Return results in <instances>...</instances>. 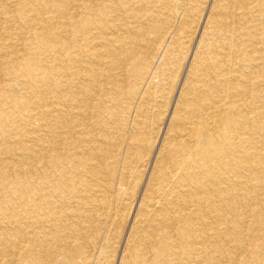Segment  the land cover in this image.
<instances>
[{
    "label": "bare ground",
    "instance_id": "1",
    "mask_svg": "<svg viewBox=\"0 0 264 264\" xmlns=\"http://www.w3.org/2000/svg\"><path fill=\"white\" fill-rule=\"evenodd\" d=\"M203 1L0 0V264H88L127 214L121 264H264V0H216L170 108ZM153 151L142 208L112 209Z\"/></svg>",
    "mask_w": 264,
    "mask_h": 264
},
{
    "label": "rangeland",
    "instance_id": "2",
    "mask_svg": "<svg viewBox=\"0 0 264 264\" xmlns=\"http://www.w3.org/2000/svg\"><path fill=\"white\" fill-rule=\"evenodd\" d=\"M217 1H219V0H217ZM216 3H217L216 0H204L202 2V4H201L203 6V7L200 8L201 9V15H200L199 19L196 22V29H197V34L198 35H196V36H194V38H192V40H191V42L189 44L190 47L188 46V48L190 49L191 53H190V55L188 57L184 58V59H188V58L189 59L188 60H184V59L182 60L181 68L182 67L183 68L182 69L180 68L178 74L175 77V81H178V82L175 83V87H174L175 90L173 89L171 94L169 95L170 101L168 99V104H169V107L171 106L170 108L174 107L175 106L174 104H176L177 101H179V99H180L179 98V93H181V90L186 87V83L189 80V78L191 77V74H192L194 66H195V62H194L195 60L194 59H195L196 53L200 52V50L202 48L201 47L202 45L200 44V43H202L201 41H203V39L205 38L207 33H210L212 31V27L213 26L211 24V15L213 14V10L215 9L214 7L216 6ZM204 4L206 5V7H205ZM202 11H203V13H202ZM206 14H207V16H206ZM203 20H204V22H203ZM201 28H202V30L200 31ZM191 68H192V70H191ZM189 75H190V77H189ZM95 121H99V119L96 118ZM162 123H163L162 124V129L163 130H162V135H161L160 141H162V139H163L162 136L164 137V135H165L164 134L165 130H167V128L169 127V117L168 118H163V122ZM96 135L98 137L101 136V134H99V133H97ZM138 157L139 156H136L135 158H133L134 165L132 166V168H130L125 173L127 180H129V184L130 185H128L127 187H122L119 184H116L115 185V189L113 190V196L111 198V208L117 210V212L121 213L124 205H128V206L132 207L133 210H135V208L138 209V207L142 208L143 201H144V199L146 198V196H147V194L149 192L147 190L150 189V187H151V181L157 175L156 169H157V167L159 165V161H158L159 160V156L157 155L156 152L153 151L149 155L148 161L146 162V164L147 163L148 164L147 165L145 164V166L142 167L143 169L141 168L140 171H139V169H138V171L136 170V168H138L137 165L138 166L141 165V161H139V160H141L140 159L141 157H139V158ZM124 158H125V154H123V156H121V158H120V162L121 163H120L119 167L116 168L117 170H115V173H116L115 174L116 175L115 176V178H116L115 180H119L120 176L125 171V170H123V164H122L123 161H124ZM149 159L151 160L150 162H149ZM112 162H113V160L109 159V160H107V161H105L103 163H104L105 166L112 167V165L110 166V164H113ZM152 163H153V165H152ZM148 165H149V167H148ZM81 169H82V167L79 169V171H81ZM154 169H155V171H154ZM112 171H114V170L112 169ZM82 180H97V179H96V177H91V175L88 174V176H86V178H82ZM131 198H132V200H131ZM67 199L68 200L61 199L62 202L64 201L63 204H62V207H64V210L69 209V206H70L69 202L71 200H73L72 195L69 194V197ZM123 201H124V203H123ZM88 208H89V206H88ZM117 221H118V227H120V226L121 227L120 228L117 227V232H116V236H115L114 239L111 236L112 235L111 234V231H112L111 228L109 229L106 226V228H103V229L100 230V228H97V224L96 223L94 224V227L96 228V230H94L95 232H90V234L88 233L86 235V237H85V245H86L85 246V252L89 256L88 264H117V262H118V264H121L122 257L125 255V253H127V251H128L127 249L131 246V243L133 242L134 231H135V227H136V220H135V217L133 215L127 214V215H123L121 217L119 216L117 218ZM124 223H125V225H123ZM123 227H125V229ZM113 230H115V228ZM94 233H96V234H94ZM92 238H94V239H92ZM111 243H112V245H111ZM109 244H110V248H112V249L109 248L110 251L108 249V245ZM94 249H96V250L94 251ZM125 250H127V251H125ZM105 251H109L111 253V255H112V257L110 259L111 262L109 261V263L106 262V259H105L106 256H104V254H103ZM82 260L83 259H81V258L78 259V261H77L78 264H84V260L83 261Z\"/></svg>",
    "mask_w": 264,
    "mask_h": 264
}]
</instances>
